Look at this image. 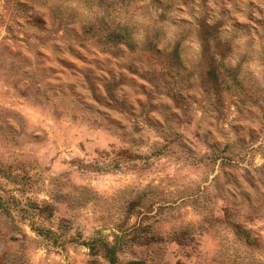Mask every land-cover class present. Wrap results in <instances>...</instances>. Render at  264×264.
Masks as SVG:
<instances>
[{"label":"rangeland","instance_id":"obj_1","mask_svg":"<svg viewBox=\"0 0 264 264\" xmlns=\"http://www.w3.org/2000/svg\"><path fill=\"white\" fill-rule=\"evenodd\" d=\"M0 264H264V0H0Z\"/></svg>","mask_w":264,"mask_h":264},{"label":"trees","instance_id":"obj_2","mask_svg":"<svg viewBox=\"0 0 264 264\" xmlns=\"http://www.w3.org/2000/svg\"><path fill=\"white\" fill-rule=\"evenodd\" d=\"M174 55V54H173ZM176 56V55H174ZM213 62V61H212ZM214 63V62H213ZM213 63L210 64V69L208 71V75L212 78V79H216V73L217 70L214 68Z\"/></svg>","mask_w":264,"mask_h":264}]
</instances>
